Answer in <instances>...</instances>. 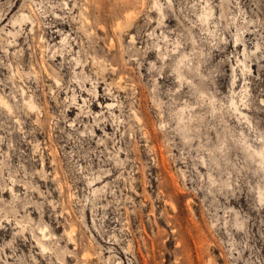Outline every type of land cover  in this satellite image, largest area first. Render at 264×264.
I'll return each instance as SVG.
<instances>
[{
  "label": "rangeland",
  "instance_id": "rangeland-1",
  "mask_svg": "<svg viewBox=\"0 0 264 264\" xmlns=\"http://www.w3.org/2000/svg\"><path fill=\"white\" fill-rule=\"evenodd\" d=\"M263 148L264 0H0V264H264Z\"/></svg>",
  "mask_w": 264,
  "mask_h": 264
},
{
  "label": "bare ground",
  "instance_id": "bare-ground-1",
  "mask_svg": "<svg viewBox=\"0 0 264 264\" xmlns=\"http://www.w3.org/2000/svg\"><path fill=\"white\" fill-rule=\"evenodd\" d=\"M209 5V4H208ZM211 12V11H210ZM138 118V117H137ZM257 152H258V154H261L263 157H264V148H263V150L262 151H259V150H257ZM22 227H23V225H22ZM42 237H47V234L45 233V231H44V229H42ZM39 243H40V245H41V247H42V249H47V246H46V244L42 241V240H39Z\"/></svg>",
  "mask_w": 264,
  "mask_h": 264
}]
</instances>
